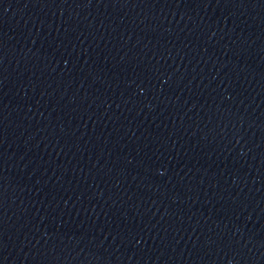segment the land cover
Wrapping results in <instances>:
<instances>
[{"label":"water","instance_id":"water-1","mask_svg":"<svg viewBox=\"0 0 264 264\" xmlns=\"http://www.w3.org/2000/svg\"><path fill=\"white\" fill-rule=\"evenodd\" d=\"M0 264H264V0H0Z\"/></svg>","mask_w":264,"mask_h":264}]
</instances>
